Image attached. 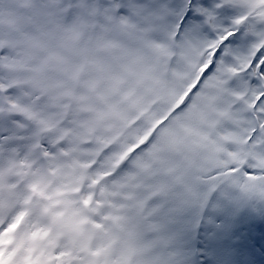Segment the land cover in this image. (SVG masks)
I'll return each instance as SVG.
<instances>
[{
	"label": "snow or ice",
	"instance_id": "snow-or-ice-1",
	"mask_svg": "<svg viewBox=\"0 0 264 264\" xmlns=\"http://www.w3.org/2000/svg\"><path fill=\"white\" fill-rule=\"evenodd\" d=\"M0 264H264V0H0Z\"/></svg>",
	"mask_w": 264,
	"mask_h": 264
}]
</instances>
